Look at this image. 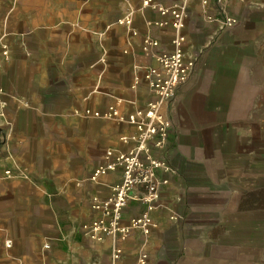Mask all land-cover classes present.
<instances>
[{
	"label": "crops",
	"instance_id": "crops-1",
	"mask_svg": "<svg viewBox=\"0 0 264 264\" xmlns=\"http://www.w3.org/2000/svg\"><path fill=\"white\" fill-rule=\"evenodd\" d=\"M158 6L182 28L143 0H0V264H264V0ZM180 37L191 70L161 108L173 127L153 226L91 239L94 196L122 180L94 173L134 129L87 111L151 103L144 75Z\"/></svg>",
	"mask_w": 264,
	"mask_h": 264
},
{
	"label": "built area",
	"instance_id": "built-area-1",
	"mask_svg": "<svg viewBox=\"0 0 264 264\" xmlns=\"http://www.w3.org/2000/svg\"><path fill=\"white\" fill-rule=\"evenodd\" d=\"M208 4L212 0H201ZM218 6H223L230 0H214ZM146 8L157 9L161 14L170 13L174 16L172 25L174 28H182L183 14L173 6L159 7L158 0H143ZM213 21L214 17L209 16ZM236 20L233 16L225 15V26L233 27ZM120 24L132 25V17L129 16L120 21ZM184 38L172 40V48L168 52L155 55L157 66H152L144 75L145 82L156 93V98L151 103L137 109L132 113L122 114L118 109L110 107L108 111L92 112L95 117L115 119L129 124L134 133L123 136V141L129 144L126 151L114 154L107 151L108 162L96 170L95 179L111 171L120 170L122 180L108 195H96L93 198V217L85 222L84 235L91 239L101 240L104 236L121 235L124 239L134 228H141L149 233L153 226V215L157 211L158 202L162 196V187L169 180L161 175L166 170L167 163L158 155L169 139L173 123L167 119L162 111L164 101L175 97L180 86L189 78L191 64L187 61L183 49ZM159 42L154 39H145L142 50L149 52L150 47H156ZM3 54L8 56L6 48ZM4 102L0 99V114H3ZM131 204H139L145 209L137 218L130 220L128 225H122V217L125 209ZM119 252L114 259L119 258ZM146 255L141 259L144 263Z\"/></svg>",
	"mask_w": 264,
	"mask_h": 264
}]
</instances>
